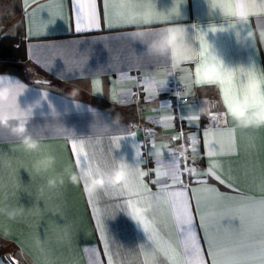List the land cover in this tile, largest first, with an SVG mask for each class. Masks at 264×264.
Masks as SVG:
<instances>
[{"label":"crops","instance_id":"crops-1","mask_svg":"<svg viewBox=\"0 0 264 264\" xmlns=\"http://www.w3.org/2000/svg\"><path fill=\"white\" fill-rule=\"evenodd\" d=\"M12 1L17 13L12 21L0 19V38L20 35L27 59L20 69L0 67V86L11 90L0 112L16 118L10 126L25 121L36 143L28 148L10 127H0V249L10 250L19 264H158L153 249L146 246L151 242L143 226L113 206L126 202L122 194L129 191L127 186L105 184L101 189L112 188L107 197H96L101 189L89 191L88 177H106L129 163L149 173L143 177L148 183L155 179L154 171L163 170L153 160L167 163L166 152L171 151L178 154L176 166L182 168L180 139L173 137H180L178 117L184 114L204 117L183 122L192 138V174L187 182L182 177L185 188L193 190L186 198L199 209L193 228L202 256L208 259L201 224L212 234L224 229L218 239L219 259H227L231 249L241 245L258 254L264 108L252 114L257 116L254 121L246 115L244 99L231 109L237 123L228 117L226 128L224 120L213 128L208 115L224 111L219 85H197L194 64L201 59L205 63L204 82L214 83L221 67L236 82L253 68L264 77V15L253 17L249 25L251 12L264 13V0H97L95 25L81 19L90 0H27V7L25 0ZM107 5L113 6L111 19ZM147 13V25L133 27L120 19ZM164 33L172 38L169 50L163 55L150 52L149 45ZM181 42L194 56L191 62L176 51ZM175 82L184 86L189 98L178 110L171 103ZM261 85L257 80L256 87ZM148 88L155 94L145 91ZM262 102L258 98L257 110ZM206 142L216 145L218 155L206 156ZM71 144L91 158V171L73 163ZM111 160L112 166L105 168ZM149 187L156 191L155 185ZM201 188H215L219 197ZM241 203L253 205L248 211L251 228L244 235L226 234L229 218L221 225L220 215ZM161 214L167 219V227L158 229L169 251L167 264H196L183 251L180 232L186 226L179 225L175 205L162 204ZM231 224L239 227V220L231 219Z\"/></svg>","mask_w":264,"mask_h":264},{"label":"snow or ice","instance_id":"snow-or-ice-1","mask_svg":"<svg viewBox=\"0 0 264 264\" xmlns=\"http://www.w3.org/2000/svg\"><path fill=\"white\" fill-rule=\"evenodd\" d=\"M25 5H27V0H25ZM80 7L79 5H77ZM112 5H107L105 7V12L107 13L109 19L112 18ZM127 7L134 8L138 7L135 4H128ZM214 7H218L214 5ZM250 8H255V4L248 5ZM264 7V5H261ZM88 11L85 13L81 19L83 22L95 25L98 19V8H97V0H90V3L87 5ZM151 13L142 14L137 17L134 15H125L121 17L122 24L129 26H140L147 25L149 23V17ZM229 15H233L229 13ZM258 15H264V13H257L255 11L250 13L249 16V25L253 22V17ZM79 30V28H77ZM212 32L217 31V29H212ZM151 35V34H149ZM199 47L203 48V44L199 45ZM176 51L181 53V58L184 59L185 62H191L194 59L193 55L189 54V51L184 47V44L181 42L176 46ZM200 57H204V51L200 52ZM205 66V63L201 59L199 62L194 64L195 67V83L197 85H205V86H216L219 85V93L221 97V102L223 104L224 111L222 114H209L208 119L212 123L213 128H216V125L221 120H224V127H227V118L231 117L232 121L237 123L235 119L232 118L231 109L234 105H240L241 101L247 100V114L251 116L253 113L260 111L264 108V102L259 105V110H257V100L258 98L261 101H264V77H259L257 75L256 70L253 68L245 73H243L242 79L239 82H236L232 73L228 70L223 69L221 67L220 75L216 79L214 83L212 82H204L202 79V71ZM190 71V69H189ZM261 80L262 85L260 88L256 87V81ZM229 85L225 87V84ZM163 82L158 83V87L162 86ZM95 86V83H94ZM145 91L151 94H155L152 88H148ZM227 101V103H225ZM181 122H185L186 120L198 121L202 116H192L186 117L184 114L181 117ZM207 131L205 135L207 136ZM179 136H174L173 139H180ZM192 138H190L191 140ZM207 143V142H206ZM165 148L167 146H164ZM70 151L73 153V163L80 164L81 166L89 168L91 171L92 160L89 156L83 154L75 144L69 145ZM154 151V149H153ZM218 155V151L216 145L214 143H207L206 156L208 158L214 157ZM167 163L164 160H153L154 166L162 165L163 170L154 171L152 174L155 176V179L149 181L148 183H144L143 177L149 175V173L143 171H137L135 169V164L124 163L121 166L124 167L127 175L125 180L126 188L129 191L126 194L128 199L124 204L113 205L114 207H120L124 211L132 210L133 214L138 219V224H142L143 231L147 234L148 241L151 242V246L146 245L148 248H152L155 253V258L158 260V264H167V260L169 258V251L167 248L163 246V240L160 236L158 229L163 231L167 227V219L161 214V206L166 202H171L175 205V212L177 213V219L179 220V225H183L180 232V236L183 242V251L185 254L190 255L196 261V264H264V199H261L258 202V207L261 210L260 220H259V232H260V240H259V252L251 253L248 251L250 246L241 245L239 247H235L231 249V255L227 257L225 260L219 259V253L217 251L218 248V239L221 231L224 229L218 228L216 233H208L207 225L201 224V227L206 232L205 239L207 247L203 249V252L206 253L207 260L202 256V246L200 240L197 239L196 231L193 228L194 214L199 212V209L196 204L191 203L190 199L186 198V194L193 193L192 189L185 188L184 180L182 177L188 170L189 158L183 156L184 166L183 168H178L177 159L178 154L175 151L166 152ZM113 160L106 164L105 168H110L112 166ZM193 164L195 163V159L193 158L191 161ZM206 175L215 178L216 180H220L219 176H216L212 172H208ZM172 181V183H169ZM223 183L222 180H220ZM196 184H203V180H196ZM149 184L156 186V191L153 192L149 187ZM112 188H104L96 193V197H107L108 190ZM211 191L217 197H219V193L215 188L210 189H199V191ZM228 199H232L228 197ZM138 205L148 206L151 208L144 216H139L135 213ZM252 204L241 203L239 207L225 210V212L221 213L219 223L221 225L222 221L225 218H229L228 230L226 234L232 235H244L251 228V224L249 221L248 211L251 208ZM231 219L239 220V227H234L231 224ZM177 225V227H179ZM9 264H19L18 261L13 257H8ZM0 264H3V261H0Z\"/></svg>","mask_w":264,"mask_h":264},{"label":"clouds","instance_id":"clouds-1","mask_svg":"<svg viewBox=\"0 0 264 264\" xmlns=\"http://www.w3.org/2000/svg\"><path fill=\"white\" fill-rule=\"evenodd\" d=\"M249 37H252V33L248 34ZM171 37L168 33H164L158 38L154 39L152 43L149 45V50L152 53L156 54H165L169 48L171 47ZM11 97V90L6 86H0V103L7 102ZM246 115H248L246 113ZM249 116V115H248ZM252 120H256L257 116L251 115L249 116ZM261 118H264V115L261 116ZM16 119L15 117L11 116L7 112H0V127L9 128L11 132L22 138V143L28 147L31 148L36 142L27 134L26 129V123L23 120H17V123L15 125L10 126V120ZM126 171L122 168H117L113 170L108 176H91L89 175V184L88 188L89 191L96 192L99 189H101L105 184L112 185L114 187H123L126 180ZM80 177L79 174L76 175L75 180L79 181ZM151 211V208L148 206H138L135 210V213L139 216L146 217L147 213ZM128 215L130 218L138 223V219L133 214L132 210L128 211ZM142 226V224H139ZM143 229V228H142Z\"/></svg>","mask_w":264,"mask_h":264},{"label":"built area","instance_id":"built-area-1","mask_svg":"<svg viewBox=\"0 0 264 264\" xmlns=\"http://www.w3.org/2000/svg\"><path fill=\"white\" fill-rule=\"evenodd\" d=\"M172 89L174 90L175 94L171 99L172 107L175 110H178L183 104H185L188 101V93L184 86L180 82H175L172 84ZM180 127V152H179V163L180 165L184 166V160L183 156L188 157V147L190 143V138L188 133L185 130L184 123H179ZM192 174V168L191 163L189 159L188 163V170L184 175V179L187 182L189 180V177Z\"/></svg>","mask_w":264,"mask_h":264},{"label":"rangeland","instance_id":"rangeland-1","mask_svg":"<svg viewBox=\"0 0 264 264\" xmlns=\"http://www.w3.org/2000/svg\"><path fill=\"white\" fill-rule=\"evenodd\" d=\"M14 1L9 0L8 4L5 0H0V19H7L9 21H12L14 19L15 14L17 13L15 10V5H13ZM23 65V62L20 58H18L16 55L8 54L4 58H0V67H10V68H16L20 69ZM1 255L2 259L5 262V264H9L8 259L6 258V253H8L10 250H7V248H1Z\"/></svg>","mask_w":264,"mask_h":264},{"label":"trees","instance_id":"trees-1","mask_svg":"<svg viewBox=\"0 0 264 264\" xmlns=\"http://www.w3.org/2000/svg\"><path fill=\"white\" fill-rule=\"evenodd\" d=\"M9 53L16 55L22 61H26L25 47L20 35H6L0 38V58L6 57Z\"/></svg>","mask_w":264,"mask_h":264},{"label":"water","instance_id":"water-1","mask_svg":"<svg viewBox=\"0 0 264 264\" xmlns=\"http://www.w3.org/2000/svg\"><path fill=\"white\" fill-rule=\"evenodd\" d=\"M8 257H13V256L11 255V253H6V258L8 259Z\"/></svg>","mask_w":264,"mask_h":264}]
</instances>
